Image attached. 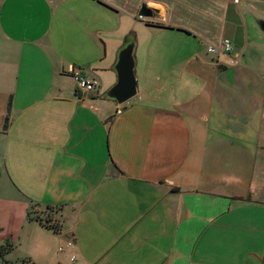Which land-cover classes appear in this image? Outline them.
I'll list each match as a JSON object with an SVG mask.
<instances>
[{"label":"crops","instance_id":"1","mask_svg":"<svg viewBox=\"0 0 264 264\" xmlns=\"http://www.w3.org/2000/svg\"><path fill=\"white\" fill-rule=\"evenodd\" d=\"M263 24L264 0H0V232L20 224L0 247L21 249L4 262L264 264ZM131 35L138 92L118 105L103 94Z\"/></svg>","mask_w":264,"mask_h":264},{"label":"water","instance_id":"2","mask_svg":"<svg viewBox=\"0 0 264 264\" xmlns=\"http://www.w3.org/2000/svg\"><path fill=\"white\" fill-rule=\"evenodd\" d=\"M138 15L141 18H148L151 16V10L143 4ZM261 28L264 31V24ZM135 65V40L131 35L117 52L116 61L112 67L116 74V82L103 94L105 99L122 105L137 94Z\"/></svg>","mask_w":264,"mask_h":264},{"label":"rangeland","instance_id":"3","mask_svg":"<svg viewBox=\"0 0 264 264\" xmlns=\"http://www.w3.org/2000/svg\"><path fill=\"white\" fill-rule=\"evenodd\" d=\"M88 4H89V7L90 8L88 7V5H85V4H82V5H79V6H76V7L83 8L84 10L87 9V8H89V10H88L89 14L87 15L88 22H91V24L95 27V28L89 30V34L90 35H88L89 49H90V51H92L93 50V44H94V42L95 41L99 42V39H98L99 37L95 36V29L97 30L98 26L100 28L103 25H102V22H101V18L102 17H100V13L97 11V9H95L96 8V5L95 4H90V3H88ZM38 9L41 10V11L43 10V12H46V6L45 5H40ZM148 19L149 18H143V19H140V20L139 19L138 20L136 19V20L138 22V21H141V20L142 21H147ZM60 22H61V20H60ZM66 22L69 23V24H74V27L77 26L76 28L71 27V28H74V30H77V28L79 27L82 32L85 31V27L81 24L82 23V18H80L79 16H74V18L72 20L67 19ZM121 22H122V29L127 28V27H130V29H132L131 27H135L136 26V25H134L135 24L134 21H131V20L126 19L124 17L122 18ZM111 23L113 24V22H111ZM138 25H140V23L137 24V27L140 28V26H138ZM54 32L56 33V31H54ZM79 32L78 31H75L73 33V38H76V40L77 39H80L81 40L82 35H81L80 38H77L78 35H79ZM137 33H138V36L137 37H138V41L139 42H141L142 39L143 40L145 39V38H142V35L139 32H137ZM83 39H84V44H86L85 37H82V40ZM84 47H85V45H84ZM75 48H76V46H75ZM137 51H138L137 56L139 58V57L143 56L144 51H145V47H143L142 44L141 45L139 44ZM135 70H136V65H135ZM75 87H76V85H75ZM33 212H35V211L33 210ZM17 215H18L17 212L16 213L12 212L9 215L10 217H9V220H8L9 221L8 226L4 230V234H3V232H0V237H3L5 235H8L12 231L18 230V227H20V224L18 222H15V219H14V217H17ZM32 216H37L36 212ZM16 221H17V219H16ZM4 245H6V244H4ZM14 245L16 246L17 244H14ZM11 246L13 248L12 253L10 251L9 252L10 253L9 255H6L5 254V255H3V257H0V264H5L6 261H10L8 259H11L12 261L15 262V261H17V257H20L19 256L20 255V252H21L20 251L21 250L20 247L19 248L18 247L15 248V246H13V245H11ZM3 259H5L6 261L4 262ZM6 264H10V262H8Z\"/></svg>","mask_w":264,"mask_h":264},{"label":"built area","instance_id":"4","mask_svg":"<svg viewBox=\"0 0 264 264\" xmlns=\"http://www.w3.org/2000/svg\"><path fill=\"white\" fill-rule=\"evenodd\" d=\"M140 19H143L141 17H139ZM221 51L224 54L230 55L233 51V45L231 44V42L229 40H223L222 45H221ZM208 51L210 53H215L217 51V49L211 47L208 49ZM236 61L232 58L229 62L230 65L235 64ZM73 78L75 80L76 83V88L79 92L81 93H91L94 92L98 86H99V82L97 79H88L85 76L80 75L77 71L75 70H71ZM73 246V242L72 240L67 241L63 246H60L58 248V252H63L66 248H71ZM74 256L71 257V261H74Z\"/></svg>","mask_w":264,"mask_h":264},{"label":"trees","instance_id":"5","mask_svg":"<svg viewBox=\"0 0 264 264\" xmlns=\"http://www.w3.org/2000/svg\"><path fill=\"white\" fill-rule=\"evenodd\" d=\"M157 27H161L160 25H158ZM8 123V117L5 118V124L4 127L6 128V125ZM48 214H52L54 213V208H47ZM33 214H35V212H29L27 214V218L28 220H34V221H38L43 227L52 230L54 233H58L59 232V226L56 222H54L53 220L49 219L48 217L45 219L42 218H38L37 216H32ZM11 250V245L6 244L4 246L0 247V257H3V255L7 254V252H9Z\"/></svg>","mask_w":264,"mask_h":264}]
</instances>
